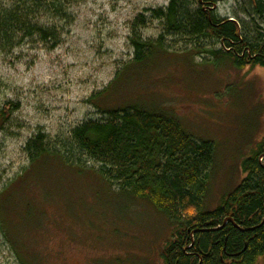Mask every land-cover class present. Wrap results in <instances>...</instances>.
I'll return each instance as SVG.
<instances>
[{"label":"rangeland","instance_id":"obj_1","mask_svg":"<svg viewBox=\"0 0 264 264\" xmlns=\"http://www.w3.org/2000/svg\"><path fill=\"white\" fill-rule=\"evenodd\" d=\"M15 1L0 0V11ZM61 2L67 10L64 20L54 12L36 17L39 24L59 30L56 47L37 37L14 48L0 43V109L21 104L0 132V194L10 182L21 177L18 188L22 175L34 174L23 172L29 166L25 147L35 134L43 132L57 143L77 127L106 118L107 109L136 103L160 108L196 140L215 144L205 201L207 210H215L241 184L243 163L264 137V68L215 63L205 49L193 50L187 40L166 36L167 53L139 70L130 66L134 20L141 14L150 17V9L166 8L169 0ZM215 5L218 18L239 19L254 36L247 0H219ZM139 32L144 40L156 41L163 27L150 18ZM52 177L19 195L25 193L45 214L34 211L23 225L21 210L12 206L6 217L9 232L0 222V264H24L4 233L21 236L26 250L19 252L30 264H165L163 251L173 228L150 203L120 197L118 185L104 183L92 172L78 179L65 173L66 185ZM37 224L42 228L28 233ZM257 264H264V258Z\"/></svg>","mask_w":264,"mask_h":264},{"label":"trees","instance_id":"obj_2","mask_svg":"<svg viewBox=\"0 0 264 264\" xmlns=\"http://www.w3.org/2000/svg\"><path fill=\"white\" fill-rule=\"evenodd\" d=\"M218 1L169 0L166 8L150 9V17L137 16L130 38L134 51L130 66L140 70L156 56L166 54L164 39L172 36L187 40L193 50L205 49L215 63L229 61L238 69L264 68V0H247L250 10L246 14L254 23V36L239 19L218 18L213 11ZM41 12H54L61 21L67 16L61 0H17L1 10V46L14 48L37 37L41 43L56 47L60 32L55 26L45 27L36 21ZM150 18L163 27L156 41L144 40L139 32ZM120 79L118 75L116 85ZM20 108V103H7L0 109V132ZM104 112L106 118L77 127L57 143L43 132L27 142L29 166L23 173L34 174L22 175L24 182L18 188L21 177L10 182L0 194L4 232H9L6 217L12 206L21 210L18 218L23 225L29 224L34 211L38 216L45 214L23 196L25 193L19 196L22 191H34L32 187L49 175L61 185L65 184V173L78 179L92 172L104 183L118 185L120 197L150 203L170 220L173 236L163 251L165 264H257L264 258V137L243 163L245 178L241 184L224 195L215 210H207L205 201L215 161L212 141L196 140L177 118L160 108L135 103ZM90 163L95 167H89ZM61 199L68 201L63 196ZM41 228L42 224L32 225L28 233ZM4 235L20 261L30 264L19 252L26 250V243L18 240L21 236ZM23 238L25 234L22 243Z\"/></svg>","mask_w":264,"mask_h":264},{"label":"water","instance_id":"obj_3","mask_svg":"<svg viewBox=\"0 0 264 264\" xmlns=\"http://www.w3.org/2000/svg\"><path fill=\"white\" fill-rule=\"evenodd\" d=\"M216 8V5L214 6V8L213 9H215ZM229 21H235L234 19H229ZM230 220V219H229Z\"/></svg>","mask_w":264,"mask_h":264},{"label":"flooded vegetation","instance_id":"obj_4","mask_svg":"<svg viewBox=\"0 0 264 264\" xmlns=\"http://www.w3.org/2000/svg\"><path fill=\"white\" fill-rule=\"evenodd\" d=\"M230 258V257H229ZM229 261H232V259H230ZM228 262L227 260L225 261V263Z\"/></svg>","mask_w":264,"mask_h":264}]
</instances>
